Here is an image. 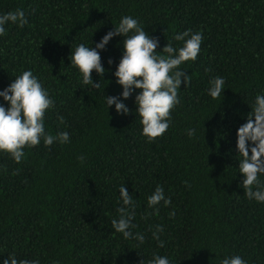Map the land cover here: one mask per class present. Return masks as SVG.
<instances>
[{"label": "trees", "instance_id": "obj_1", "mask_svg": "<svg viewBox=\"0 0 264 264\" xmlns=\"http://www.w3.org/2000/svg\"><path fill=\"white\" fill-rule=\"evenodd\" d=\"M17 9L28 22L6 25L0 37V90L31 70L54 101L45 132L67 131L69 142L26 146L19 163L0 153V261L15 253L39 264H147L155 254L170 264H220L233 255L264 264V203L239 187L235 150L236 130L264 90V0H0V14ZM126 15L158 39L159 55L167 43L182 45L175 34L202 33L196 60L181 65L189 82L169 127L151 142L135 113L139 90L123 101L127 115L105 106L104 96L122 91L112 75L122 37L100 52L103 76L90 74L99 88L81 85L68 67L77 44L95 47ZM216 76L226 89L213 99L207 89ZM122 184L142 244L111 227ZM157 185L171 203L153 212L147 198Z\"/></svg>", "mask_w": 264, "mask_h": 264}, {"label": "clouds", "instance_id": "obj_2", "mask_svg": "<svg viewBox=\"0 0 264 264\" xmlns=\"http://www.w3.org/2000/svg\"><path fill=\"white\" fill-rule=\"evenodd\" d=\"M27 17L20 9L0 14V37L6 35L7 26L23 27L27 24ZM116 36L120 41L122 53L116 70L112 75L115 83L122 89L119 97L104 96L107 111L114 105L117 115H127L129 109L123 103L134 92L139 90L134 99L135 113L142 126L141 135L146 142L160 137L169 127L170 111L179 103L178 91L183 82L184 88L189 82L188 74L181 68L185 62L195 61L200 51L202 33L200 31L177 33L173 40L181 41L182 45L173 47L167 43L159 55L155 50L159 46L157 38L150 36L132 16H122L111 31H108L95 47L79 43L70 53L68 67L76 69L81 85H90L92 89L100 87V81H93V70L98 77H102L106 69L101 64L100 52L105 49L109 41ZM112 63L111 60L108 61ZM225 88L222 76H216L209 81L207 94L213 99L220 97ZM0 99L7 104L0 103V153L8 154L16 163L24 157V148L37 146L43 142L45 146L53 143L66 144L69 142L67 131L57 132L55 135L45 132V112L51 110L54 101L49 91L42 86L41 81L31 70H25L16 76L3 90ZM63 123L64 118L58 117ZM194 129H187L189 137L194 135ZM235 150L238 153V173L242 181L239 187L244 189V195L257 203H264V183L260 177L264 176V90L255 96L250 112L245 122L236 130ZM83 161L82 156L77 157ZM120 207L117 209L119 218L111 221V227L125 239L133 238L140 244L144 242L142 234H133L131 229L135 207L133 196L124 185L119 189ZM167 207L171 201L164 194L162 186L157 185L147 198V206L158 212L160 202ZM157 226L153 238L159 239L162 232ZM0 264H39L38 260L18 259L15 253H10ZM147 264H170L167 256L153 255ZM220 264H247L239 255L226 256Z\"/></svg>", "mask_w": 264, "mask_h": 264}]
</instances>
